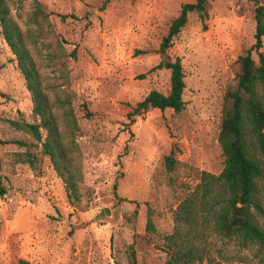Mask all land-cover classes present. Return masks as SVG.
Listing matches in <instances>:
<instances>
[{"label": "rangeland", "instance_id": "374dc122", "mask_svg": "<svg viewBox=\"0 0 264 264\" xmlns=\"http://www.w3.org/2000/svg\"><path fill=\"white\" fill-rule=\"evenodd\" d=\"M35 1L54 34L28 45L43 84L53 89L50 97L62 96L66 83L74 93L77 128L62 122L59 128L82 178L79 199L69 202L40 146L28 158L24 146L0 144V264H15L19 256L29 264H129L131 242L139 264H161L159 236L172 231L173 209L201 171L217 174L223 167L221 110L227 89L236 84L237 59L254 41V0H209L204 20L188 13L165 57L161 38L181 4L193 0L10 2L24 31L35 32L28 21ZM56 39L66 79L60 77ZM168 54L181 58L184 109L149 108L130 122L127 112L151 89L168 92L170 71L155 68ZM11 120L32 122V103L0 32V138L31 142ZM171 149L179 164L168 173L163 156ZM147 204L156 227L152 236L145 232ZM103 207L110 215L97 218Z\"/></svg>", "mask_w": 264, "mask_h": 264}, {"label": "trees", "instance_id": "16d2710c", "mask_svg": "<svg viewBox=\"0 0 264 264\" xmlns=\"http://www.w3.org/2000/svg\"><path fill=\"white\" fill-rule=\"evenodd\" d=\"M20 1L0 0V32L14 56L16 69L32 103V122H10L33 140L0 138V144L24 146L28 158L32 156L29 150L40 146L64 183L68 201L74 202L79 199L81 168L59 128L60 122L71 131L77 128L72 105L74 93L66 83L62 87V96L50 97L53 89L43 84L28 45L29 42L35 45L41 35L54 34L48 13L35 1L28 17L29 23L35 25V32L24 31L11 13L10 2ZM208 1L193 0L181 4L159 43L161 55L171 48L173 39L187 22L188 13H197L202 20L207 18ZM254 20V41L237 59L236 84L227 89L221 110L217 140L224 157L223 167L217 174L201 171L199 181L185 192L173 209L172 231L159 236V247L165 254L161 264L264 263V3L257 0H254ZM56 44L60 77L66 79L67 63L61 51V40L56 39ZM75 51L74 48L70 56L75 57ZM155 68L170 71L169 90L164 93L151 89L127 112L130 122L149 108H170L178 113L185 107L181 58H172L168 54ZM178 164L175 149L163 156L166 172H173ZM152 214L153 209L147 204L145 232L149 236L156 233ZM126 251L128 263L139 264L134 242L126 245ZM15 264H29V261L18 258Z\"/></svg>", "mask_w": 264, "mask_h": 264}, {"label": "water", "instance_id": "95a60500", "mask_svg": "<svg viewBox=\"0 0 264 264\" xmlns=\"http://www.w3.org/2000/svg\"><path fill=\"white\" fill-rule=\"evenodd\" d=\"M166 53H162V57H165ZM110 215V209L108 207H103L100 209L99 213L96 215L97 218Z\"/></svg>", "mask_w": 264, "mask_h": 264}, {"label": "crops", "instance_id": "0c3cea01", "mask_svg": "<svg viewBox=\"0 0 264 264\" xmlns=\"http://www.w3.org/2000/svg\"><path fill=\"white\" fill-rule=\"evenodd\" d=\"M7 231H8V227H7L6 233H7ZM18 258H22V256H19ZM18 258H17V260H18ZM17 260H16V261H17ZM16 261H15V263H16Z\"/></svg>", "mask_w": 264, "mask_h": 264}]
</instances>
